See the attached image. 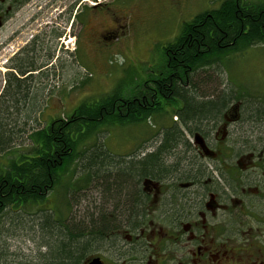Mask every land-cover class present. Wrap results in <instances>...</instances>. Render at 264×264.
Returning <instances> with one entry per match:
<instances>
[{
	"label": "flooded vegetation",
	"instance_id": "flooded-vegetation-1",
	"mask_svg": "<svg viewBox=\"0 0 264 264\" xmlns=\"http://www.w3.org/2000/svg\"><path fill=\"white\" fill-rule=\"evenodd\" d=\"M85 2L0 0V102L8 100L11 79L18 94L27 92L25 102L20 96L21 108L31 107L34 95L52 85V76L63 79L71 59L69 43L73 38L76 45L88 24L92 27L91 45L101 55L126 38L131 15L120 6L134 10L133 1L129 5V0L110 5L97 2L88 9ZM72 50L75 66H82L85 59L78 46ZM164 57L154 76L144 73L148 78L141 87L145 106L158 105L150 94L159 92L151 86L154 82L191 78L192 70H181L180 63ZM227 100L218 105L217 113L202 108L200 114L205 112V117L201 126L194 125L196 115L183 118L186 103L181 98L168 105L176 114L172 119L164 116V121L180 131L173 148L162 149V138L155 147L138 151V156H127L142 160L157 153L161 163L158 175L143 177L135 219L132 213L120 211L130 206L127 200L111 207V217L143 225L137 231L130 229L126 240L118 238V245L106 251L111 256L95 253L81 264L96 257L103 264H120L121 259L123 264H264V130L245 128L251 124L262 128L264 121H247L244 95L229 93ZM124 228L129 226L121 225L115 234L120 235Z\"/></svg>",
	"mask_w": 264,
	"mask_h": 264
},
{
	"label": "trees",
	"instance_id": "trees-1",
	"mask_svg": "<svg viewBox=\"0 0 264 264\" xmlns=\"http://www.w3.org/2000/svg\"><path fill=\"white\" fill-rule=\"evenodd\" d=\"M258 44H264V0H223L220 6L185 21L175 40L164 47V53L173 64L180 63L181 70H192L190 80L183 77V81L176 83L154 82L151 86L159 92L152 90L150 94L158 101L157 107L145 106L142 88L131 96L122 95L121 87L114 88L111 92L83 99L72 115L52 118L44 127L33 132L30 135L32 146L27 151L9 152L7 162L0 164V222L3 213L9 209L24 211L27 207H40L45 213L42 216L45 229L56 230L53 235L50 234L53 243L46 242L47 247L54 250L48 262L43 264H81L95 254L97 247L111 245L108 240L114 239L121 225L126 224L129 229L137 231L143 222H124L111 217V207L114 202L119 206L120 201L125 199L130 206H124L120 211L125 215L132 213L135 219L140 208L137 200L142 198L143 177L158 175L161 165L158 154L142 160L127 157L138 156L135 150L122 156L104 152L97 154L98 149L103 147L98 140L102 129L117 124L141 123L160 115L163 118L158 134L164 141L161 148L172 149L171 144L174 142L175 145L180 131L176 125L168 126L164 121V116L169 115L172 119L176 114L175 108L168 105L181 98L186 103L183 118L196 115L198 120L194 125L201 126L205 112L201 116L200 110L213 108V112L217 113L218 105L229 98V94L222 91L216 92L218 95L211 96L210 100L194 96L197 88H205L213 82L206 68L218 64L220 58L230 52ZM200 70H205L203 75H200ZM188 81L190 83L187 84ZM10 84L8 100L0 103V115L7 113L11 104L28 110L26 119L33 121L34 113L40 107L39 95L42 97L44 92L34 95L31 107L21 108L20 96L25 98V102L27 92L22 90L18 94L13 79ZM249 103H254L255 108L246 107L247 121L261 119L263 122L264 102ZM259 111L263 114H258ZM3 138L0 140L5 141ZM60 186L65 192L61 199L56 200L59 204H68L70 209L75 204L76 193L96 187L98 195L93 199L95 202L99 200L96 203L99 205L95 207L96 217H91L87 224L75 221L73 214L64 221H51V210L45 206V201Z\"/></svg>",
	"mask_w": 264,
	"mask_h": 264
},
{
	"label": "rangeland",
	"instance_id": "rangeland-1",
	"mask_svg": "<svg viewBox=\"0 0 264 264\" xmlns=\"http://www.w3.org/2000/svg\"><path fill=\"white\" fill-rule=\"evenodd\" d=\"M85 1L88 9L92 3L104 2L110 5L123 0ZM131 1L134 2V10L129 8L132 6L126 8L120 6L130 12V32L124 40L105 52L106 55L99 54L92 47L90 24L87 25L86 34L76 45L75 39L72 38V42L69 43L71 54L69 70L63 79L55 75L51 77L52 85L45 89L42 97L39 95L40 107L37 108V112L32 111L35 114L33 121L28 122L26 119L28 110L15 108L11 104L8 112L0 115V138H5V141L0 140V164L7 162L9 152L27 151L32 146L30 135L33 132L44 127L52 118H67L72 115L83 99L99 96L120 87L119 90L124 96L138 93L143 87V81L148 80L144 73L147 76L149 74L154 76L160 69L165 59L164 47L175 40L183 23L196 14L218 5L217 0H129L127 5ZM75 31L77 32L78 28ZM75 46H78L85 59L79 67L72 61V49ZM124 57H127V60ZM141 69L145 71L142 73ZM204 71L200 70V75H203ZM206 72L213 77V82L205 88L196 89L194 96L198 99L217 96L216 92L224 91L226 94L244 95L246 104L253 101L264 102V44L230 52L221 57L218 64L206 68ZM1 84L2 81L0 90ZM62 86L64 95L60 94ZM253 106L254 103H249L246 107L255 108ZM259 112L258 114H263ZM162 118L156 115L141 123L104 127L98 139L103 147L98 149L97 154L104 152L108 155L122 156L134 150L138 152L147 147L149 149L155 147L161 138L158 132ZM245 128L247 131L250 128L264 130V127L261 128L257 124L246 125ZM93 187L82 191L81 194L76 193L73 209H70L68 204L58 203L56 199H61L65 191L61 186L56 189L45 201V206L51 210V221H64L71 214L74 215L75 221L84 223L91 217L95 218L97 215L95 207L99 205L96 204L99 200L96 202L93 200L95 195H98V189ZM41 210L40 207H27L24 211L9 209L3 213L0 222V264L48 262L54 248L49 249L46 242L53 243L50 234L53 235L56 230L45 229L46 224L42 223V216L45 213ZM129 232L131 230L128 228L121 229L120 235L115 234L116 239L108 240L111 245L97 247L94 252L106 257L111 256L112 254L106 251L118 245H115L118 238L126 240L125 235ZM120 261V264L124 263L123 259Z\"/></svg>",
	"mask_w": 264,
	"mask_h": 264
},
{
	"label": "water",
	"instance_id": "water-1",
	"mask_svg": "<svg viewBox=\"0 0 264 264\" xmlns=\"http://www.w3.org/2000/svg\"><path fill=\"white\" fill-rule=\"evenodd\" d=\"M89 264H103L102 260L100 259V257H96V258H93Z\"/></svg>",
	"mask_w": 264,
	"mask_h": 264
}]
</instances>
